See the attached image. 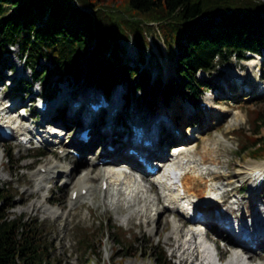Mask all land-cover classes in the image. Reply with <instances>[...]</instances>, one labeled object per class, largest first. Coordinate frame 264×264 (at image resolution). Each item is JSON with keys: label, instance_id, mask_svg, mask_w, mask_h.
<instances>
[{"label": "rangeland", "instance_id": "374dc122", "mask_svg": "<svg viewBox=\"0 0 264 264\" xmlns=\"http://www.w3.org/2000/svg\"><path fill=\"white\" fill-rule=\"evenodd\" d=\"M38 1L47 7L55 1L66 10H71L72 4L76 2L75 0ZM115 2L117 4L115 3L114 8L117 11L122 14L130 13V9H125L120 0ZM105 3L110 6L112 2ZM83 9L90 11L89 7H83ZM45 13L46 10L39 17L44 16ZM261 14L264 17V11ZM95 23L98 28L99 19H96ZM143 33L148 41L143 48L137 46L130 33L123 37L122 33L116 32L115 36L119 47H123V53L120 54L122 59L131 64L133 61L137 64L139 51L144 53V59L138 66L147 68L152 77L145 83V89L147 91L149 89L150 100L152 99L154 103L146 104L144 101H139L135 98L137 95L135 94L131 100H128L125 107L120 106V115L127 117L134 112L136 115L148 117L151 114H157L160 110H167L173 115H181L183 119L192 121L197 133V136L190 139L192 143L196 141L194 142L196 148L192 151L195 155L203 151L205 143L213 145L216 140L214 151L218 163L214 168L216 174L212 178V185L215 184L219 190H224V197L229 205H234L232 199H236L241 205L254 204L263 207L264 186L254 193H249L247 188H244L243 181L244 170L250 167L249 165L264 163V154L250 157L244 152H238V144L242 142L239 128H249V119L253 110L264 102V80L261 77L264 68V50L258 57L253 56L252 59L230 58L228 63L219 65L210 72L200 70L196 72L197 78L208 80L210 84L214 83L201 88L199 97L204 99L212 95V98L209 97L211 104L222 110L220 114L208 116L203 111H198L190 101L178 93L170 95L168 101H163L156 89L154 79L159 77L165 81L169 75L175 74L172 55V50L175 48L172 43L170 46L163 44L161 36L156 31L155 22L152 23L149 31L145 30ZM101 54L106 55L107 52ZM41 61L44 63L43 60ZM1 75L4 78L0 82V100L3 95L21 94L26 89L24 93L26 105L29 104L26 101L27 97H31L36 90H39L40 94L47 95L48 92L52 94L53 97L50 100L98 90L93 86L88 87L85 81L76 83L71 76H62L57 79L54 73L47 75L44 81H33L14 46L9 52L0 55V77ZM235 75L251 84L250 97H242L243 92L238 90L239 85L235 81ZM120 88L124 92V82L120 83ZM212 88H217V92L213 93ZM235 88L236 93L233 91ZM1 112L5 115V123L14 127L15 132L10 138H0V191H7L5 198H0V209L9 216L22 215L23 218H31L38 222L40 240L44 242V257L41 264H158L153 256L160 250H164L168 260L165 264H198L199 260H189L191 254L188 252L184 255L185 258L181 259L180 251L173 245L176 241L171 234V228L173 221L180 223L177 214L172 213L171 210L167 213L161 209L160 215H154L155 205H150L148 200L155 196L156 186L153 185L154 190H148V183L142 181L144 186L139 189L135 182L127 180L132 179V175L109 174L112 172L109 171L106 175L109 174L111 177L112 174L113 177L110 179L118 177L124 183L115 184V187L113 184L105 189H98L97 176L102 167L98 165L97 168L91 169V162L95 160L102 144L94 146L91 153L78 158L75 156V158L69 149L68 142L73 134V124H69L71 120L63 124L64 121L57 118V124L60 126L55 129L58 134L53 135L55 142L51 146L52 152H49V146L43 145L40 147L42 153L34 154V151L40 149L29 147L33 142L20 143L18 135L26 136L28 132L22 129L20 132L16 127V122L19 120L21 124L29 125L36 130L32 121L35 113L32 104L29 105L28 113H24L25 116L21 118L16 111L9 113L2 109ZM12 120H14L13 123ZM47 128L50 130V126ZM262 134H264V126H261L258 131V135ZM58 146L63 148V151L55 150ZM4 147H12L11 159L8 162L4 157ZM79 147L83 148L87 145L82 144ZM209 147L211 145L207 146V152ZM21 156L24 157L20 159ZM67 164L75 169L76 174L72 183L66 184L68 186L63 190L62 185L66 181L61 174ZM39 166L47 170L43 172L44 177L36 174ZM103 168L124 169L127 166L107 165ZM54 170L60 175L55 177ZM202 171L201 175L206 177L204 170ZM135 173L137 172L133 171V176H137ZM81 180L92 187L83 196L69 199L71 187ZM143 189L145 192L142 191ZM161 200H163L162 197L157 202L159 208L162 206ZM237 212H241L240 207ZM186 229L187 227H184V230ZM83 237L88 239L84 241ZM208 237L216 238L215 241H211L217 248H215L216 253L219 251V254L226 256L224 260L226 263L233 253H230L231 247L228 241L225 242L223 233L210 231ZM84 242H88L89 246H85ZM263 256L264 244H261L259 249H255V252H245V257L252 260Z\"/></svg>", "mask_w": 264, "mask_h": 264}, {"label": "trees", "instance_id": "16d2710c", "mask_svg": "<svg viewBox=\"0 0 264 264\" xmlns=\"http://www.w3.org/2000/svg\"><path fill=\"white\" fill-rule=\"evenodd\" d=\"M75 1L73 8L66 10L55 1L47 7L38 0H0V54L16 47L34 80L44 81L54 73L105 92L115 82H124L127 102L137 94L139 101L153 104L149 89H145L152 79L148 69L120 57L123 47L117 44L116 32L123 37L130 33L143 48L148 44L143 32L155 22L163 44L174 45L173 69L178 78L154 79L165 101L178 93L194 102L200 89L210 83L195 76L198 69L210 72L232 56L239 59L246 57V52L264 50V0H120L130 9L127 14L114 8L115 0ZM107 1L112 2L110 6ZM44 10V16L39 17ZM138 59H144L141 50ZM261 126L264 102L253 110L249 128H239L242 142L238 152L250 157L264 154V134L258 135ZM4 157L6 162L11 159L10 147H4ZM6 193L0 191V198ZM84 245L89 246L88 242ZM43 257L38 222L22 215L9 216L0 209V264H41ZM153 257L158 264L167 262L163 250Z\"/></svg>", "mask_w": 264, "mask_h": 264}, {"label": "bare ground", "instance_id": "6f19581e", "mask_svg": "<svg viewBox=\"0 0 264 264\" xmlns=\"http://www.w3.org/2000/svg\"><path fill=\"white\" fill-rule=\"evenodd\" d=\"M3 102H4V100L2 101V103H0L1 107L4 106ZM57 103L58 102H56V104ZM56 104H55V102H53V104L50 105L49 109L52 110ZM79 105L83 106L81 104V102ZM204 109L210 115H217V114H220L222 112L221 108H217L215 111H212L211 109L207 108L206 105L204 106ZM75 110H76V108H72L70 106L67 107V115L68 116H67L66 120L73 121V119H75V117H76V115L74 113ZM104 111H107V110H104ZM84 113L90 114V112L89 113L86 112V109L84 110ZM159 113H161L163 115H165V114L170 115V113L167 110H164V111L160 110ZM94 116H96V114ZM141 116H142V118H145L144 115H141ZM81 119H82V117H81ZM157 120L161 121V119H156L153 122L154 125H157V122H156ZM94 121H95V117H91L90 120L88 121V125L90 126L91 134L93 133V131L95 132ZM151 121L152 120H150L149 123H151ZM62 123L64 124L67 122H62ZM104 123H108V124L110 123L111 126L114 128V130L119 131V129L115 128L113 123L108 120V114H106V118L104 119ZM178 123H179V121H178ZM193 135H197V133H193ZM177 139L179 141V144H177V146L173 148V150L177 151L175 154H174L173 150L170 153H166L164 151V149L162 148L161 144H159V143L156 146L154 144H152V146L150 147V151H151L150 155H152L155 159L161 158L159 160V166L153 174H157L160 170H162V171L168 170L170 167L179 166L180 169L185 170L183 175L181 176V179H180L181 180V186L183 187V189L185 191V196L186 197H195L196 199L203 198L209 189H213L214 187L218 188V187L212 185V178H214L215 174H216L214 168L216 167V165L218 163V159H217V157L215 155V151H214V145L216 143V140L213 142V145L210 143H205L203 146V151L200 152L199 155H195L192 151H194L196 148V143H194L196 141H193V143H192L191 141H185V139H182L181 137H179ZM77 141H78V139L75 137L74 133H73V135H71L70 139L68 140L69 144H72V145L74 144V142H77ZM79 142L81 144H83V142H81V141H79ZM93 143H99L96 135H93L88 140L86 145L88 147V144L92 145ZM210 145H211V147H209V152H207V150H206L207 146H210ZM120 149H121L120 144H117L113 148V150H108L105 146H103L101 148L99 154H98V157L102 156L103 158L100 159V161L98 160V161L92 163L91 169L97 168L98 165H100L102 168H103V166L109 165V164L115 165V163H117V161L122 158V152H120ZM147 155H149V153H147ZM183 159H185L184 162H183ZM249 166L250 167H247L244 170V178L245 179H247V177L251 175L253 169L264 168V163L252 164V166L251 165H249ZM102 168L99 169L100 174H99V176H97L99 178L98 189L101 188L102 180H105V179L107 180L109 185H111L110 178L113 177L112 174L110 177L109 176L110 173H109L107 176L108 179L105 178L104 174L108 173L109 171H106V169H104V168L102 169ZM138 169L141 170L140 171L141 178H143L144 181L148 183V185H147L148 187L152 188L153 182H152V180L146 179V175H153V174L146 172V170H144V167L140 163H138ZM202 170H204L206 177L201 175L203 173ZM46 171H47L46 169L44 171H41L39 169L36 174L41 176V177H44L43 172H46ZM55 172H56V176L60 175V173H58L57 171H55ZM75 174H76V171L73 167L68 166L64 169V172L61 174L65 177V181H66L62 185L63 190H65V187L68 186V185L66 186V184L72 183V179L74 178ZM108 183H107V185H108ZM84 186H85V184L82 182V180L79 182H75L74 185L70 189V193H71V190L75 189L76 195L74 198H79L80 196H82L80 193V189ZM113 186L115 187V184ZM142 186H144V184H142ZM170 196L174 198L173 193H171ZM160 197H161L160 192L156 191L155 196H154V202L157 203V201L160 199ZM167 208L168 207L165 205H162L160 208L156 207L155 208V211H156L155 216L160 215L162 213L161 212L162 210L168 213ZM203 210H204V212L208 213V211L206 209H203ZM177 214H178V219L180 220V223L173 221L172 228H171V234H172V236L175 237V241H176L175 244H173V245H175V249L180 251V255L182 256L181 259L185 258L184 255H186L188 252L189 254L194 256L196 259L199 258L198 264H205L202 261L200 250L198 249V247H196V245L193 243V241H188L185 244L184 240H187L190 237V235L191 236L194 235L193 229L191 227H187V229L184 230V227H186V226L184 225L185 220L182 219L183 215L179 212ZM249 216L253 217L251 219V225L253 227H257V225H255L257 223V218H256L257 216L255 215V213L253 211H249ZM207 217L208 216H205V218H207ZM263 225L264 224H262V223L260 224V226H263ZM187 231H189V232H187ZM187 233H189L190 235ZM256 235L260 236L261 232L256 233ZM205 237L207 238V234H205ZM209 240L215 241L212 238H210ZM213 241H211V242L214 246ZM258 243H260V242L258 241L257 244ZM245 249L242 247V250L245 252H253V251L255 252V248L249 249V250H247V248H245ZM202 253H204V252L202 251ZM217 254H219V251ZM246 259L252 260V258H249V257H247ZM246 259H244L238 253L233 252L232 257L226 263H225V261H223L221 264H247ZM254 264H264V261L263 262L261 261V263H254Z\"/></svg>", "mask_w": 264, "mask_h": 264}]
</instances>
